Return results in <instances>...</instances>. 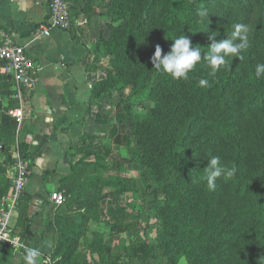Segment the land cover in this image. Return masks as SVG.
Wrapping results in <instances>:
<instances>
[{"label":"trees","instance_id":"obj_1","mask_svg":"<svg viewBox=\"0 0 264 264\" xmlns=\"http://www.w3.org/2000/svg\"><path fill=\"white\" fill-rule=\"evenodd\" d=\"M82 5L88 15L93 6L100 7L109 31L108 36L101 31L93 46L109 60V66L102 67L105 76L93 83V100L112 103L113 91L122 94L129 88V135L140 147L136 161L146 168L139 176L144 185L141 197L153 194L154 210L141 215L149 221L156 213L160 219L157 242L143 233L128 254L144 264H176L181 257L188 264H264V74L256 75V66L264 64V0H91ZM202 7L209 19L197 15ZM237 24L245 26L249 47L240 59L227 58L219 71L213 73L203 57L187 80L173 79L153 67L156 46L166 54L173 43L170 38L185 34L206 54L210 32L217 40L229 39ZM201 79L207 80L206 86L199 84ZM140 99H151L153 105L137 111L133 106ZM16 128L14 118L0 122V153L9 164ZM107 146L95 153L96 159L106 158L111 152ZM19 147L30 158L22 139ZM212 156L234 170L232 177L215 181V190L208 189L204 168ZM2 174L0 196L11 182ZM129 178L118 175L115 185L135 191ZM109 185L101 162L83 158L71 162V173L58 188L65 199L51 213L55 240L49 264H91L77 250L87 225L98 214L102 189ZM29 201L25 189L13 226L20 234L21 251L30 247L33 233ZM107 214L114 232L128 231L136 216L113 204ZM92 233L95 239L89 247L93 251L98 247L109 260L110 252L100 243L103 234ZM13 251L3 243L0 264H12Z\"/></svg>","mask_w":264,"mask_h":264},{"label":"crops","instance_id":"obj_2","mask_svg":"<svg viewBox=\"0 0 264 264\" xmlns=\"http://www.w3.org/2000/svg\"><path fill=\"white\" fill-rule=\"evenodd\" d=\"M49 1L0 0V43L7 33L23 44L36 62L35 83L23 87L5 71L0 60V122L16 119L11 158L12 149L22 139L33 163L26 186L30 196L27 213L33 232L30 247L41 251L39 264H46L55 240L50 193L59 190L62 179L71 173V162L82 156L93 161L92 151L94 155L102 150L95 148L97 141L109 145L112 137V127L106 120L112 117V103L92 97L93 83L105 76L102 67L109 66L108 57L93 49L101 31L109 35L107 20L98 6L87 14L82 4L91 0H82L81 4L70 0L71 28L53 27L49 35H37V24L48 16ZM112 94L114 98L118 92ZM16 109H21V116L14 115ZM0 172L4 178L10 177L9 163L1 153ZM10 259L12 264H25L21 250H14Z\"/></svg>","mask_w":264,"mask_h":264},{"label":"rangeland","instance_id":"obj_3","mask_svg":"<svg viewBox=\"0 0 264 264\" xmlns=\"http://www.w3.org/2000/svg\"><path fill=\"white\" fill-rule=\"evenodd\" d=\"M129 91L128 88L124 90L122 94H115V99H113V101L111 100L113 106L110 110L112 117L106 118L109 122L108 126L113 129V133L111 129V144L108 146L103 145V141L98 140L95 145L96 149L102 150L106 146L110 147L111 152L105 159H96L95 154L93 155L94 151H92L91 155V158H95L94 161L97 160L102 163L106 171V176H108V180L110 181V185L102 189V199L97 212L98 214L95 218H92L87 225L89 230L86 235L81 238L77 250L78 255L85 254L91 264H111L109 262L111 259L115 260L114 264H144L138 257L128 254V250H130L131 246L134 244L140 243V238L143 233L148 235L150 241L157 242L160 232V219L158 214L155 213L151 215L149 221L146 220L144 215H141V213L148 214L150 208L154 210L153 204L151 203L153 194H148L147 197H145L146 199L141 197L144 185L141 184L139 176L144 174L146 168L136 161L134 154L140 151V147L136 143V140H133L129 135L130 129L126 120V114L131 110V106H129V101L127 99ZM107 101L109 100L107 99ZM151 105H153V100L140 99L133 107L138 111L144 110ZM95 139L97 140L98 138L95 137ZM79 149L84 151V149ZM86 157L87 156H82L79 158L85 160ZM118 175L130 177L129 181L133 183L137 189L135 191L125 190L121 185H115ZM164 196L165 193L162 191L159 197L162 198ZM109 204H113L116 207H125L136 214V216L130 220L131 227L128 231L114 232L110 229L109 221H111V219L107 214ZM56 207L57 206L53 203L52 210H55ZM92 230H98L103 234L100 243L110 252L109 260H106V257L99 251L98 247L95 251L89 247V241L95 239ZM116 254H120V258L114 259ZM49 262L50 260H47L45 263L49 264ZM176 264H188V261L185 257H181Z\"/></svg>","mask_w":264,"mask_h":264},{"label":"built area","instance_id":"obj_4","mask_svg":"<svg viewBox=\"0 0 264 264\" xmlns=\"http://www.w3.org/2000/svg\"><path fill=\"white\" fill-rule=\"evenodd\" d=\"M70 0H50L48 16L37 24V35H49L53 27L68 28L70 25ZM0 60L5 71L10 73L19 86L31 87L35 83L36 62L25 46L16 42L10 35L3 33L0 43ZM20 96V93L18 94ZM14 115L21 116V109H16ZM13 161L9 164L10 186L0 196V248L8 242L14 250L22 246L20 236L15 234L13 226L16 222L18 202L26 189L31 174L30 158L24 157L19 144L12 149ZM65 199L61 191L54 190L50 193V200L59 204ZM50 257L45 258V262Z\"/></svg>","mask_w":264,"mask_h":264},{"label":"clouds","instance_id":"obj_5","mask_svg":"<svg viewBox=\"0 0 264 264\" xmlns=\"http://www.w3.org/2000/svg\"><path fill=\"white\" fill-rule=\"evenodd\" d=\"M197 15L201 20L209 19L207 8H200L197 10ZM216 35L213 32L209 33L211 43L206 54H202V49L193 47L192 42L185 34L179 35L175 38H170L173 43L171 50L166 54H162L160 46H156L154 55L151 57L153 67L157 71L168 73L173 79H189V73L192 72L197 64L201 62L202 57L207 61L215 73L221 69L222 66L227 65V58L234 57L241 58V53L249 47V40L246 28L242 24L235 25V30L232 33V38L229 39H215ZM238 41V42H237ZM264 74V64L256 66V75ZM207 80L201 79L199 84L201 86L207 85ZM205 168L207 187L209 190H215V181L225 176L230 178L234 175V170H229L221 164L220 157L212 156L207 160ZM25 264H39L41 251L35 247L23 246Z\"/></svg>","mask_w":264,"mask_h":264}]
</instances>
